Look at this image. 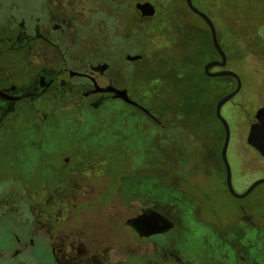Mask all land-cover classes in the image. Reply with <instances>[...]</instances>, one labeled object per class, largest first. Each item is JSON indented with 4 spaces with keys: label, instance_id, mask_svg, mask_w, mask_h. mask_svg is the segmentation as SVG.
Returning <instances> with one entry per match:
<instances>
[{
    "label": "rangeland",
    "instance_id": "1",
    "mask_svg": "<svg viewBox=\"0 0 264 264\" xmlns=\"http://www.w3.org/2000/svg\"><path fill=\"white\" fill-rule=\"evenodd\" d=\"M139 1L152 2L157 9L156 15L151 19L141 20L140 13L135 8ZM15 2L17 7H21L23 0ZM78 2L83 6L79 9L86 11L80 22L92 27V37L98 53L111 57L118 55L122 50H125V55L142 54L175 45L176 52L167 54L162 61L173 60L180 65V62L184 64V59L187 69L186 92L194 89L196 77L203 68L202 61L211 51V47L206 46L207 54L204 56L196 55L189 49H180V44L189 45L194 42L199 32L195 28H190L189 31L184 25L189 23L203 26L200 19L185 7L184 0ZM193 2L205 11L206 6L211 7L209 4H219L222 9L219 14L231 28L225 42L230 56L228 67L240 76L242 85L240 91L222 107L221 113L231 129L227 155L232 168L233 184L237 189H246L253 181L264 176V157L257 154L247 143L251 118L257 108L264 107V0ZM116 34L119 37L114 39ZM224 38L226 41L227 37ZM223 48L226 50L224 46ZM138 67H142V64ZM202 84L199 88L204 86V91L197 99L195 118L200 117L203 111L210 110L215 99L221 93L227 92L222 91V81L216 82L213 89L206 87L207 81L203 80ZM234 87L235 83L232 89ZM167 90L168 99L173 100L175 90ZM150 98V92L138 88V101L151 110L153 106L150 104ZM87 113L77 112V116L72 118L94 123L59 125L60 128H70L72 135L89 137L79 141L80 148L76 160L78 175L74 176L77 185L70 182V179L61 181L48 173L35 171L39 157L36 146H39L41 137L53 134L54 127L36 128L40 131L38 133L25 123H11L0 133L10 138L3 143L0 141V221L8 227L17 228L21 236L27 234L24 226L28 221L29 225L33 226L32 232L39 238L42 237L41 242H46L47 236L42 227L46 220L54 216L67 219L70 225L63 232L67 242L65 264H184L176 255L171 254L172 243L178 249L173 251H177L181 259L184 256L186 259L188 255L190 262L185 264H215V259L223 258L222 252L217 250L221 244L219 239L211 234L204 236V231L194 223L193 214L188 211L184 214L182 223H177L174 234L157 237L153 241H139L138 235L127 224V220L137 216L142 208L160 201L159 196L167 193V189L163 188L167 183L165 174L157 167L161 160L158 147L167 144L166 134L161 129H156L150 118L140 111L129 105L124 106L118 101L108 102L96 110L94 116ZM99 121L108 123H98ZM196 124V130L204 131L212 123ZM155 136H158V139ZM190 140L193 138L190 137ZM19 143L25 146L26 150L16 153L12 147L18 146ZM193 145L194 142L191 141L185 156L187 162L180 165L179 173L184 174L190 170L189 173L194 174L192 180L200 182L204 175L196 172L198 164L192 157H199L201 148ZM119 160H122L128 169L120 170L118 167L110 177L107 164ZM206 167L208 172L213 174L217 162L209 158ZM153 172L155 178L152 177ZM173 173H176L175 170ZM110 178L114 185H122L112 193L107 205L90 203L102 193ZM212 181V184L205 183L210 190L211 200L202 202L201 206L205 210L213 207L218 211L220 217L216 220L221 221L217 222L219 226L223 223H234L232 226L238 231L239 217L247 215L253 216L256 226L262 225L263 184L248 196L237 199L226 193L219 177L214 176ZM29 200L33 201L31 206L26 204ZM73 204L77 205L76 209H72ZM189 206L192 210L198 209L193 204ZM27 217L31 218L27 220ZM248 219L246 217L244 222ZM3 228H0V264H34V260L30 261V253L13 254L14 239ZM163 228L160 225L153 226L150 231L156 232ZM255 233L256 230H253L254 242L260 241L254 245L257 264H264V237L261 238ZM96 253L97 257L93 256Z\"/></svg>",
    "mask_w": 264,
    "mask_h": 264
},
{
    "label": "flooded vegetation",
    "instance_id": "2",
    "mask_svg": "<svg viewBox=\"0 0 264 264\" xmlns=\"http://www.w3.org/2000/svg\"><path fill=\"white\" fill-rule=\"evenodd\" d=\"M16 4L15 0H0V133L4 132L5 128L7 129L11 123H25L38 133L40 131L36 128L54 127L53 134L41 137L39 146H36L39 152L35 167L36 173H48L61 181L70 179V182L77 185L74 176L78 175L76 160L80 148L79 141L89 139V137H77L72 135L70 128H60V126L63 123H94V121H80L72 117H76L77 112L85 111L88 112L87 115L94 116L96 110L101 109L110 101H118L124 106L134 107L150 118L156 129L165 132V137L168 139L167 144L171 145L172 151L174 142L181 141L185 159L189 151L190 128L186 124L187 122L181 123L182 126H180L171 120L173 111H169L168 116L164 118L160 114L159 101L151 110L146 107L149 110L147 113L140 107L115 97L116 93L114 91L97 90L98 87L107 88L110 86L127 89L130 97L141 104L134 97V91L129 85L130 76L128 74V68L137 65L140 59L136 61L127 60L126 56L128 54L125 55V50L120 51L118 55L113 57L98 53L95 50L92 27L80 22L82 16L86 14L85 10L81 11L79 9L82 6L81 2L79 3L78 0H23L21 7H17ZM184 5L203 23L202 27L189 23L184 26L189 31L190 28L198 30L197 41L202 45L211 47V51L206 55L201 69L208 76L204 71L205 65L212 60H221V56L214 47L212 31L208 23L190 9L186 0H184ZM209 5L211 7L206 6V11L195 6L212 19L218 41L222 48L223 46L226 48L225 42L229 37L227 33L231 28L219 14L222 10L219 4L211 3ZM213 11H215V14H213ZM140 17L141 20L153 18L143 17L141 13ZM224 36L227 37L226 41ZM117 37H119L118 34L114 35V39ZM223 50L227 55L226 66L211 68V72L231 70L228 67L230 61L228 50L227 48L226 50L223 48ZM208 77L225 80L228 88L227 92L236 88L237 83L233 77ZM234 83L235 87L232 89ZM217 102L213 108L216 120L202 131L199 141L201 148L199 154L200 168L196 169V172L204 175V178L200 179V182H195L192 180L194 174H190V170H188L187 173H181L183 176L182 181L177 182L178 179H175L176 173H173V171L177 172L180 169L172 167L170 170L171 182L163 186L167 189V193L159 196L160 201L158 200L151 206L142 208L137 216L127 220V224L138 235L140 242L153 241L157 237L174 234L177 223H182L181 220L188 211L193 214L194 223L204 231V236L211 234L221 242L217 250L220 253L222 252L223 258L215 259V264H257L254 245L255 243L259 244L260 241L254 242L253 230H256L255 234L259 237H264V220L262 225L256 226L252 219L253 216L239 217L240 229L235 231L232 226L234 223L218 225L217 222L221 221L216 220L220 217L216 209L210 207L209 210H205L201 206L202 202L211 200L210 190H208L205 183L210 184L213 182L214 176L219 177L222 181L227 194L237 198L232 195L226 182V168L221 154L225 140V130L216 116ZM260 108L264 107L261 106L256 109L249 123L247 137L251 125L258 122L256 114ZM98 123L108 122L99 121ZM176 125L179 127H177L178 130ZM155 137L158 139V136ZM37 138L38 136H36ZM8 139L10 138L0 135L2 143ZM12 148L16 150V153L26 150V147H23L20 143ZM252 148L262 156L256 148ZM121 154L119 153V155ZM209 158L217 162L213 174L208 172L206 167V161ZM107 165V173L110 177H112L114 169L117 170L118 167L120 170L126 168L122 160ZM121 185V183L114 185L112 178H110L102 193L90 203L107 205L112 193L118 190ZM233 186L238 193H243L250 185L246 189H237L235 184ZM26 204L31 206L33 201L29 200ZM190 204L198 209L196 211L192 210ZM76 207V204L72 205V209H76ZM160 208H163V211ZM246 217L250 220L248 219L245 223ZM30 218L27 217L26 219L29 220ZM150 220H153L154 226L160 225L164 228L155 233L151 232L148 226ZM25 223L24 229L26 228L27 234L21 236L17 228L8 227L6 223L0 221V228L4 227L5 231L14 239L15 249L13 254L30 253L32 256L30 261L34 260V264H65L64 257L67 255V242H65L66 238L63 232L64 229L69 227L70 222L59 216L49 217L42 225L47 236L46 242H41L42 237L39 238L35 232H32L33 226L29 225L28 221ZM173 250L178 251L174 247V243H172L171 254L176 255L184 264L187 261L190 262L188 255L186 259V256L181 259L177 255V251ZM96 255L98 254H93L97 257Z\"/></svg>",
    "mask_w": 264,
    "mask_h": 264
},
{
    "label": "trees",
    "instance_id": "3",
    "mask_svg": "<svg viewBox=\"0 0 264 264\" xmlns=\"http://www.w3.org/2000/svg\"><path fill=\"white\" fill-rule=\"evenodd\" d=\"M197 39L198 38L196 36L195 41L190 43L189 45L187 43L180 44V49H189L196 55H206V45H202L199 42L195 43ZM168 47L163 50H150L149 52L140 54L142 55V58L138 61L137 65L128 68V74L130 76L129 85L134 91V97L137 99L138 88L150 92V104L154 107L155 104L159 101V109L162 117L166 118L169 111H173L171 120H173L177 125L182 126L181 123L187 122L186 124L190 128V137L193 138V140H190V142H194V145L200 148L199 141L202 130H196V123H212L216 120L213 111L214 104L216 100L223 95V93H221L215 99L212 107H210V110L208 109L207 112L203 111L200 114V117L195 118L194 110L196 107V102L199 98V95L202 93V91H204V86L200 88L199 86L203 85L202 82L204 80L207 81L206 87L208 89H213L216 86V82L222 81V91L224 92L228 88L226 86L225 80L210 78L206 76L202 71H200L199 76L196 77L197 81L193 86L194 89H192L190 92H186L185 84L187 81V69L184 65L186 61L183 59L184 64L180 62V65H177L173 60H170L168 62L162 61L167 54L173 53L174 51L176 52L175 45ZM139 64H142V67H138ZM168 88L174 89L176 92L173 100L168 99ZM177 125L176 128L178 127ZM163 146H165L166 149ZM170 146L171 145L169 144H165L159 145L158 147L161 160L158 162L157 167L165 174V180L167 181L166 184L171 182V168L175 167L176 169H179L180 165L186 160L183 157V144L181 141L174 142L173 151ZM197 157L198 156L196 155L193 156L192 160L194 159L196 161V164H198L196 165V167L198 169V167L200 168V164L197 161ZM115 167L117 168L118 166L116 165ZM126 169H128V167H126ZM154 172L152 173V177L154 176ZM176 173L177 174L175 175V179L177 178V182H181V179L183 178L182 174L179 173V171H177ZM153 178H155V176ZM156 179L159 180V178ZM160 210L163 211V208H160Z\"/></svg>",
    "mask_w": 264,
    "mask_h": 264
},
{
    "label": "water",
    "instance_id": "4",
    "mask_svg": "<svg viewBox=\"0 0 264 264\" xmlns=\"http://www.w3.org/2000/svg\"><path fill=\"white\" fill-rule=\"evenodd\" d=\"M186 2L188 4V6L190 7V9L192 11H194L195 13H197L198 15H200L210 26V29L212 31V36H213L214 47L221 56V60H212V61H209L205 65V67H204L205 73L208 76H212V77L230 76V77H233L237 83L235 89L224 93L219 98L217 105H216V116L221 121V123L224 127V130H225V140L223 143L221 154H222V159H223V162H224V165L226 168V182H227L228 189L230 190V192L232 193L233 196H235L237 198H244L247 195H249L258 185L264 183V177L255 180L247 188V190L243 193H238L235 190V188L233 186V181H232V169H231V165L229 163L228 155H227L229 142H230V138H231V129H230V125H229L228 121L223 117V115L221 113L222 107L240 91L241 85H242L241 78L235 71H232V70L225 69V70H220V71H216V72L210 71L211 68H214L217 66L225 67L227 64V55H226L225 51L223 50L222 46L220 45V43L218 41L216 28H215V25H214L212 19L206 13L199 10L193 4L192 0H186ZM135 8L140 11V13L143 17H153L156 14V7L150 1H143V2L139 1L135 4ZM126 58H127V60H130V61H136V60L141 59L142 55H140V54H128L126 56ZM97 90L114 91L116 93L115 97L121 98L131 105L140 107L141 109H143L147 113L149 112V110L146 107L142 106L141 104H139L137 101L133 100L130 97L127 89H118V88H115L114 86H110L107 88L98 87ZM256 118L258 119V122L251 125L249 135L247 137V142L249 145L256 148L261 153L262 156H264V108H260L257 111ZM152 221L153 220H150V222L148 223V226L150 228L154 226V223Z\"/></svg>",
    "mask_w": 264,
    "mask_h": 264
}]
</instances>
